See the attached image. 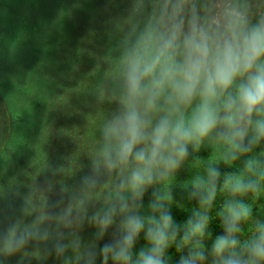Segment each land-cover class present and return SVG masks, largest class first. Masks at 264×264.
I'll use <instances>...</instances> for the list:
<instances>
[{
	"label": "rangeland",
	"instance_id": "374dc122",
	"mask_svg": "<svg viewBox=\"0 0 264 264\" xmlns=\"http://www.w3.org/2000/svg\"><path fill=\"white\" fill-rule=\"evenodd\" d=\"M5 1L11 0H0L2 2L0 11L10 9ZM125 4L131 5L132 8L128 7L124 22L135 24L143 14V23L147 27L146 32L155 45L153 52L147 54L149 62L139 65L140 78L151 85L156 80L154 67L151 66L154 63L165 62L167 66L165 74L168 79L159 94L166 93L168 99L172 92L183 94L180 100L174 102L173 108V111L179 114L183 120L192 122L197 126V129L200 128L201 124L199 123L210 120L209 124L203 123L202 126L211 130L213 124L210 123L217 115L215 107L221 106L229 97L236 101L234 96L238 92H245L248 95L253 93V90H257V98L253 100V103L260 108L264 107V85L253 84L263 76L260 73V63L264 57V0H118L114 5L118 16L124 11ZM146 6L147 11H145ZM151 6H156L152 14H150ZM26 12L24 11L22 14L26 15ZM18 21L17 19L16 22ZM11 22L10 14H7L6 11L0 14V24L4 27L3 34L6 35L4 39L0 40V48L4 52L0 55V64H3L0 67V74L3 75V78L0 79V90L8 100L20 99L23 103H29L31 100L43 101L47 96L54 97L62 94L61 90L51 86L52 81L59 75L55 68L58 69L60 60L52 58L58 44L56 34H52L48 41L45 37L40 36L34 43L32 36L29 33H22L20 28L14 31L12 37ZM109 26L117 28L120 35L129 40L131 32L138 25L134 27L129 25L124 29L112 21ZM139 32L136 31L130 39L136 38ZM14 37L16 39L12 41ZM136 40L139 41V38L137 37ZM32 42L35 44L34 46L44 52L43 55H33L34 53L29 51ZM13 45L16 46V51L11 50ZM140 45V50L145 48L143 42ZM106 55H100L94 51V56L103 58L104 62ZM92 56L90 55L91 58L88 59L91 63L95 62L94 56ZM138 56L136 55L134 58L136 59ZM19 60L25 64H28L30 60L34 62L37 60V62H33L34 69L29 66L25 67V65L19 70L11 71ZM107 60L110 62L111 58L107 57ZM48 66L51 69H47ZM6 72L10 75H7ZM92 72L94 75L97 74L95 77L98 82L104 75L99 69ZM75 75L79 78L87 77V73L84 72ZM115 76L117 75L110 74L112 78ZM119 77L123 79L122 75ZM98 88H91L86 94L98 97L99 93L101 95L103 92L101 91L102 87ZM152 91L153 88L148 92L149 97H151ZM108 96L113 99L107 101L109 107L103 116L101 118L98 116L86 118L87 125L84 124L85 127H80L72 136L73 139L87 136L84 141L90 140L88 145L95 141V154H98L97 150H103L104 141L107 142L109 138L112 143L118 140L122 143L133 141V143L139 144L138 146L146 158L153 156V158L157 157L156 160H166L170 152L175 150L174 146L168 144L171 140V131L173 136H181L184 140L183 143L187 144L191 150L196 151V148L201 146L198 141L199 131L193 132L184 126L175 129L176 122L173 121L172 114L159 111L157 114L161 116V119L157 120L156 113L150 111L156 104L147 96H143L141 91L131 93L124 98L117 93L114 87L108 92ZM185 96V100H182ZM120 100L123 104L120 103ZM232 110L233 108L226 115H220L219 118L227 117ZM243 115L239 120L240 136L237 135L234 138L235 141H241L243 147H237L233 152L220 154L222 158H227L230 165L235 164L232 168L223 166L220 171L213 172L214 170H212L213 178L207 174L210 171L202 169L201 175L206 174L211 181L206 178L204 183L200 184L197 183V175L200 177L197 170L194 172L195 180L191 183L184 186L178 184L176 189L168 190L169 185H164L166 183L165 176L171 170L185 174V171H189L188 166L184 163L177 169L174 166L173 168L161 167L158 169L161 172L155 171V174L161 178L159 183L150 179L144 183L146 185L143 188L146 186L152 188L150 190L152 192L149 193L152 195L146 196L150 201L145 200L139 206H135L133 202L130 204L126 200L130 192H132V201L142 199L147 194L138 193L136 189L133 193L135 182L123 183L118 180L110 182L104 190L107 194L103 198H109V201L115 195L123 192L117 203L112 201L115 204H106L108 201L101 199L100 202L104 204L100 203V208L104 207V209L99 210L98 214V201L92 205V215L88 211L85 213L83 207H78L69 213L72 215L71 221H67L66 225L58 228L59 235H63L64 232L75 234L82 232L90 221H93L94 224L96 221L100 223L103 221L100 229L90 236L91 239L87 240L84 236L79 243L72 242L71 244L75 245L73 247L64 244L62 247L54 249L53 245L48 244V247L35 248L34 253L38 259L33 261V264H56V254L64 257L62 261L58 260L63 264H78L79 260L70 258L73 256L70 253L82 258L85 264H119L122 260H131L130 264H164L168 260L175 261L181 252L196 250L206 251V255H209L212 261L203 263L190 259L187 264H263L262 259L255 253L264 251V151L257 150L259 143L257 142L258 135H256L260 134V131H264V119H247L248 115L246 113ZM219 118L220 122L225 120ZM232 118L236 120L237 116L234 115ZM157 121H168L169 125L162 122V128L157 129L156 126L160 124ZM188 127L191 126L188 125ZM105 135L108 137L104 140ZM113 137L118 140H114ZM218 138L219 140L212 144L218 152H221L225 144L224 136L219 135ZM229 139L231 138L229 137ZM83 145L85 144L83 143ZM24 162L25 158H20L19 166H23ZM128 164L130 166H121V168H126L125 172L127 173L133 174L134 172L136 176L139 175V172L135 171L137 167L141 172L147 171V174L151 171L148 167L149 159L142 162V165ZM42 168L37 171H41ZM21 169L23 168L17 170ZM150 174H154L153 170ZM118 175L120 174L113 173L111 176ZM213 180H218V185L222 190L226 189L227 191L226 197L215 199V201L217 206L223 209L222 218H230V221L226 222L219 218L217 224L223 228L207 231L205 223L199 221L201 219L199 215L208 205V198L217 196L211 190ZM31 182H33L32 179L27 178L25 186L34 187V183ZM186 186L188 189L195 188L189 193V196H194L191 198L192 204L190 205V199L187 200V196H185L188 190ZM237 188H241L245 193H238ZM171 194H174L173 198L170 197ZM194 200H198L196 204H194ZM173 201L179 206H173ZM227 205L232 208L231 212L224 210ZM186 210H188L190 221H187L185 226L184 223L182 225L179 218ZM63 216L64 214L61 215V217ZM80 216H82L81 219ZM217 216L218 214L211 216L210 220L216 219ZM260 219H262L261 224H258ZM241 221L243 222L241 223ZM120 232H123L124 235L123 242L110 246L112 243H117L115 240ZM160 232L162 235H159ZM147 235L149 236L148 243H153V256L145 260L150 249L147 248L148 243H141L139 246L138 243L140 236L144 238ZM242 244L243 246H241ZM102 245L105 246L102 251L105 256L102 259L105 261L104 263L97 259ZM59 246L61 245L59 244ZM236 247L239 249L236 250ZM241 253L253 254V261L243 260ZM47 254H51V256L49 257ZM39 255L46 259L42 260ZM216 255H220L217 257L220 263L214 261L213 258ZM261 256H264V253Z\"/></svg>",
	"mask_w": 264,
	"mask_h": 264
},
{
	"label": "trees",
	"instance_id": "16d2710c",
	"mask_svg": "<svg viewBox=\"0 0 264 264\" xmlns=\"http://www.w3.org/2000/svg\"><path fill=\"white\" fill-rule=\"evenodd\" d=\"M117 1L11 0L5 1L10 9L0 11V14L5 11L10 14L12 37L14 36V31L19 28L22 33H29L34 43L40 36L45 37L48 41L52 34H56L58 44L52 58L60 60L58 69L55 68L59 75L52 81L51 86L63 92L54 97L47 96L43 101L31 100L29 103H23L20 99L15 101L8 100L0 90V263L33 264V261L38 259V256L34 253L35 248L53 245V248L56 249L64 244L69 245L68 247H73L75 245L71 243H79L84 236L87 240L91 239L90 236L100 229L103 221L101 223L96 221L95 224L90 221L88 226L86 225L87 228L85 227L82 232L75 234L64 232L62 233L63 235H59L58 228L66 225L67 221H71L70 217L72 215L69 213H72L71 211L78 207H83L85 213L88 211L92 215V205L99 201V208L97 209L99 214L104 209V207L100 208V203L104 204L100 200L108 201L109 199L103 198L107 194L104 190L110 182L112 183L115 180L123 183L135 182L136 186L133 188V193L135 189L138 193H147L142 199L132 201V192L129 191L130 193L126 200L130 204L133 202L135 206H139L145 200L150 201L148 197L152 195L149 194L152 192L150 191L152 188L147 186L143 188L146 185L144 183L149 179L159 183L161 178L155 174V171L161 172L158 170L161 167L173 168L174 166L177 169L184 163V165L188 166L189 171H185V174L171 170L165 176L164 180L166 183L164 185H169L168 190L170 188L176 189L178 184L184 186L191 183L195 180L194 172L197 170L200 175V177L197 175V183H204L206 178L211 181L210 177H214L212 170L216 172L220 171L223 166L232 168L235 165L234 163L230 165L227 158H222L220 154L233 152L237 147H243L241 141H235L236 139H234L240 134L239 120L244 116L243 113L248 115L246 116L247 119H264V107L260 108L253 103V100L257 98V90H253V93L248 95L245 92H238L234 96L236 101L229 97L221 106L215 107L217 115H215L214 121L210 123L213 124L211 130H207L206 126H202L203 123L209 124L210 120L199 123L201 124L199 129L192 122L183 120L179 114L173 111L174 102L180 100L183 94L172 92L169 99L166 98V93L159 94L168 79L165 74L167 71L165 62L154 63L151 66L154 67L156 75L154 76L156 80L151 85H148V82L145 83L140 78L139 65H142L143 62H149L147 54L151 51L153 52L155 45L151 42L149 34L146 32L147 27L143 23V14H141L135 24L126 23L124 18L127 16L128 7H132L125 4L124 11L118 16L114 6ZM155 9L156 6H151L150 14ZM147 10L146 6L145 11ZM24 11H27L26 15L22 14ZM145 11L143 10V12ZM17 19L19 20L18 22H16ZM112 21L118 27L124 29L129 25L133 27L138 25L131 32V37L136 31H140L137 36L139 41L136 40L137 37L132 39L130 37V41L126 40L125 37L120 35L117 28L114 29L109 26ZM3 30L4 27L0 24V40L6 37L3 34ZM15 39L14 37L12 41H15ZM71 41H73L72 46ZM141 42H143L145 48L140 50ZM34 43L32 42V45H28L29 51L34 53L33 55H43L44 52L34 46ZM11 50L16 51V46L13 45ZM8 51L11 52L10 50ZM94 51H97L100 55L107 54L106 56L110 57L111 61L109 62L106 56L105 62L103 58L95 57ZM2 54L4 52L0 48V55ZM5 54L8 55L9 53ZM90 55L94 56L97 67L95 62H89ZM136 55L139 56L135 59ZM151 60L150 56V62ZM33 62V60H30L28 64H25L22 60H19L11 71L19 70L25 65V67L29 66L34 69V63L37 60ZM1 65L3 66V64H0V67ZM260 66V73L263 76L253 83L258 86L264 85V57ZM6 67H8L7 64ZM47 69H51V67L48 66ZM96 69H99L104 74L99 82L95 77L97 74L94 75V72H92ZM8 72H6L7 75H10ZM79 72L87 73V77L81 76L79 78V76L75 75L79 74ZM110 74L117 76L112 78ZM120 75L123 76V79L119 77ZM1 78H3L2 74H0ZM106 78L107 81H105ZM25 87L28 90L26 84ZM97 87H102L101 91H103L101 95L99 93L98 97L86 94L89 89ZM114 87L117 93L124 98L131 93L141 91L143 96H147L149 100L156 104L150 111L156 113L157 120L161 119V116L157 114L159 111L165 114H172L173 121L176 122L175 129L184 126L193 132L195 130L199 131L200 137L198 141H200L201 146L196 148V151L191 150L187 144L183 143L184 140H182L181 136H173L170 130L171 140L168 144L174 146L175 150L170 152L167 159L164 158L166 160H156L157 157L153 158V156L146 158L145 154L142 153V149L138 146L139 144L133 143V141L122 143L113 137L114 140L118 141L112 143L108 138L107 142L104 141V151L97 150L98 154H95V141L88 145L90 140L84 141L87 136L73 139L72 136L75 131L77 132L84 124L85 126L87 125L86 118L96 116L101 118L103 116L108 109L107 107H109L107 101L109 102L113 99L108 96V92ZM152 88L153 91L150 95L151 97H149L148 92ZM185 98L186 96L182 100H185ZM120 103L123 104L121 100ZM232 108V112L227 117L219 118L220 115H226ZM241 110L242 112H240ZM234 115L237 116L236 120L232 118ZM218 118L225 120L220 122ZM162 122L169 125L168 121ZM162 122L157 121V123H160L156 126L157 129L162 128ZM188 125L191 127H188ZM219 135L224 136L223 141L225 143L221 152H218L212 144L219 140ZM256 135H258L257 142L259 143L257 150H262L263 152L264 131L262 130L260 134L257 133ZM107 137L108 135H105L103 139L105 140ZM183 150L184 153H182ZM20 158H25V162L21 166L23 169L17 170L21 168L19 166ZM148 159V167L151 170L148 172L149 174L145 170L141 172L139 167L135 168V171L139 172L138 176L134 172L133 174L125 172L126 168H121V166H130L128 163L142 165V162ZM41 167L43 168L38 172L37 170ZM202 169L210 171L207 173L210 177L206 176V174L201 175ZM152 170L154 174H150ZM113 173L120 175L111 176ZM122 174L123 176H121ZM27 178L32 179L33 182L31 183H34V187L25 186ZM218 183V180L211 182V190L217 196L208 198V205L204 208L203 213L199 215L201 217L199 221L205 223L207 231L223 228V226L221 227L217 224L219 218L226 222L230 221V218H222L223 209L217 206L215 201V199H223L227 194L226 189L222 190ZM186 189H188L187 186ZM194 189L191 187L187 190V194L184 193L187 196V200L190 199L189 205L192 204L191 198L194 197L189 196V193L194 191ZM165 191L167 192V190ZM237 192L245 193L241 188H237ZM122 193L115 195L106 204L117 203L121 199ZM170 197L173 198L174 194H171ZM112 201L115 203H112ZM197 201L194 200V204ZM172 205L179 206L175 201H173ZM224 210L231 212L232 208L227 205ZM187 211L183 212V215L179 218L182 225L184 223L185 226L187 221H190ZM63 214L68 217H61ZM217 214L216 219L210 220L211 216ZM261 220L258 224H261ZM122 233L120 232L116 237L115 242L117 243H112L110 246L119 245L123 242L124 235ZM159 235H162V232ZM139 238L138 246L141 243L147 244L149 241L148 235L144 238L141 236ZM247 246L250 245L247 244ZM104 247V245L100 246L98 260H102L105 257L102 253ZM147 248L150 249L145 260L153 256V243H148ZM237 249L239 247H236ZM145 251H147L146 248ZM262 253L264 251L255 254L262 259L264 264V256L260 257ZM71 254L73 256H70V258L80 261H77L78 264H85L82 258H78L73 253ZM47 255L51 256V254ZM220 255H216L213 258L216 263H220L217 259ZM240 255L246 261H253L254 259L253 254L241 253ZM40 257L42 260L46 259L44 256ZM63 258L60 254H56V264H63L59 262ZM190 259L203 263L212 261L210 256L206 255V251L196 250L181 252L175 261L168 260L164 264H187ZM102 261L103 263L105 262L104 260ZM130 263L131 260L119 262V264Z\"/></svg>",
	"mask_w": 264,
	"mask_h": 264
}]
</instances>
